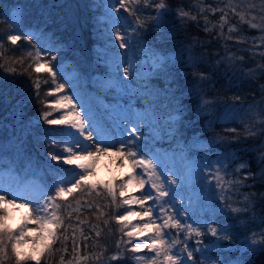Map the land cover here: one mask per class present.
<instances>
[{
    "label": "trees",
    "instance_id": "16d2710c",
    "mask_svg": "<svg viewBox=\"0 0 264 264\" xmlns=\"http://www.w3.org/2000/svg\"><path fill=\"white\" fill-rule=\"evenodd\" d=\"M238 1L241 0H164L169 10L159 22L151 19L155 8L143 4L132 6L139 8L135 15L124 9L117 15L122 29L134 26V32L162 58L136 92L123 93V99L131 98L134 106L163 113L172 109L177 114L167 133L136 141L143 149L139 155L147 157L157 148L167 156H175L178 164L200 156L205 159V169L193 184L199 192L195 201L178 191L177 202L171 195L165 198L170 201L167 204L146 202L157 224L163 223L159 211L163 204L170 215L181 214V223H190L205 233L185 240L183 232L178 235L177 229H164L166 240L182 242L173 249L182 256V264H264V30L246 23L242 12L250 9H242ZM256 2L263 4L264 0H255V6ZM104 3L105 0H0V172L12 169L21 174L25 165L33 166L40 161V155L46 157L43 136L47 122L43 113L48 109L47 93L53 85L47 71L35 73L29 69L32 59L27 54L31 51L34 55L37 45L50 46L57 74L62 70L66 75L76 71L90 94H104L99 92L96 77L105 80L115 76L96 63L97 49L99 54H106L96 33ZM178 10L188 15L181 17ZM12 12L19 14L18 27L23 33L15 45L7 40ZM136 16L145 21L143 28L138 27ZM23 35H30L31 43ZM18 59L23 60L22 65L13 62ZM37 78L38 93L34 85ZM16 132L22 136V145L9 140ZM7 140L17 153L7 152ZM241 164L246 167L237 170ZM59 165L51 162L49 171L41 175L47 179L59 177ZM217 175L224 178L223 187L217 183ZM59 203L64 225L41 264H61L62 256L64 264H134L133 244L113 218L121 214V208H116L103 190L76 189ZM229 205L247 211L233 213ZM200 208H204L203 213L198 211ZM207 226L216 227L218 236H211ZM221 228L226 231H219ZM225 235L230 239L219 238ZM64 236H68L67 241ZM73 236L79 256L88 259L74 258ZM197 240L202 243L197 244ZM183 243L193 251V261L186 259ZM197 248L204 249L203 255L195 251ZM147 251L151 257L155 255ZM97 255L99 260L95 259ZM113 256L118 258L113 260ZM3 264H15L11 253Z\"/></svg>",
    "mask_w": 264,
    "mask_h": 264
},
{
    "label": "rangeland",
    "instance_id": "374dc122",
    "mask_svg": "<svg viewBox=\"0 0 264 264\" xmlns=\"http://www.w3.org/2000/svg\"><path fill=\"white\" fill-rule=\"evenodd\" d=\"M242 1V3H241ZM238 1L239 6L243 9L246 7L250 9L248 12H242L243 18L249 26L256 25L253 28H259L264 30V3L256 2L255 0H241ZM110 0H105L103 5V13H101L98 29L96 33L101 38L104 47L106 48V54H99L97 49L96 51V63L104 66L108 72L115 74L111 79H99L97 86L99 87V92L106 95H96L90 94L87 88L84 86V82L80 80L77 76L76 71H71L67 75L62 70L58 74L56 73V81L53 83L51 80L53 95H49L45 106L48 107L46 112H50L48 116L49 120L61 119L62 117L68 122L66 124H48L44 129V146L47 150L46 157L42 155L40 161L36 162L33 166H27L22 168L21 174H16L12 169H7L3 172H0V188L4 190V193L9 196V198L15 196L19 193H26L27 190H36L44 198L47 199L49 195H55V188L57 186H63L61 182H66L73 177V173L67 171L70 168H76V165H67L63 161H53L51 159L54 154L67 155L63 152L65 146H69L72 142L68 141L66 138L70 136L72 128L70 127V117L74 116V113L71 111L72 105H75V111L78 112L81 117H85V123L92 135L103 141L104 144L115 145L119 147L120 142L127 141L131 139L129 133L134 126H138L141 133L140 137L136 141H141L150 136H157L161 132L167 133L173 126L177 114L172 111V109L166 110L163 112H157L156 109L149 108L147 106H134L131 103V98L123 99L122 94L126 92H136L135 89L143 83L147 78V75L157 68L162 60L158 52L153 51L144 41L143 37L139 33H135L134 26L130 27L128 30L120 28L122 33H127L128 47L119 48V42L115 41L113 24H118L117 15L110 16L108 11V5ZM156 16V14H155ZM20 16L16 12H12L10 15V33L16 35H22L19 26ZM98 48V47H97ZM43 49L41 52L42 62L51 61L52 67V57L50 46H40L37 45L34 48V55L37 50ZM102 61V62H101ZM128 68V75H124V69ZM41 71H46L42 69ZM133 74V77H131ZM97 76V75H96ZM52 78V77H51ZM59 84L64 85V89L60 92H56L55 89ZM49 90V91H50ZM131 95V93H128ZM62 97H71V104L68 100L62 99ZM126 97V96H125ZM60 101L59 108L56 105V101ZM49 134V135H47ZM9 140L12 141L11 144L18 143L23 144L22 136H18L16 132L14 135L9 136ZM55 141V143H53ZM58 142V143H56ZM9 144L8 140L6 141V150L8 153H14L17 151L14 147ZM39 152L42 153V150L38 148ZM15 153V154H16ZM38 154V153H37ZM111 154L117 163L113 166L115 169V174L113 176H96L94 171L91 170V173L87 177L88 185H95V187H90L92 189L103 190L105 195L111 201V197L108 195L107 190L104 188L105 184L116 185L121 182L122 179H127V174L131 171L128 162L122 161L115 152V148L111 152L104 153ZM104 154L97 155L103 156ZM152 155H155L160 161L161 167L165 170L166 176H173L178 178V183L173 186L176 190L175 195L172 196L173 200L177 202V197L180 196L178 191L184 192L187 198L191 197L192 201H195L198 190L193 187L195 178L199 174H202V171L205 169V159L201 156L195 159H190L178 164V161L175 156H167L163 153L161 149H152L149 151L147 158H151ZM54 163L59 165L58 171L60 173L59 177H51L49 179L43 177L41 174L43 172L49 171L50 164ZM77 164H79L77 162ZM30 167V168H29ZM183 168V169H182ZM76 171L80 169L76 168ZM201 172V173H200ZM135 183V182H134ZM70 187V185H69ZM131 187L125 189V197L127 195H136L139 196L140 192L133 191L131 192ZM138 187V185L136 186ZM74 189L73 191H75ZM69 194L65 193L58 198L64 200ZM30 201V200H29ZM33 201V200H31ZM190 201V200H189ZM28 200H17V203H26ZM34 202V201H33ZM182 202L179 203V207L182 209ZM7 209V219L4 221V224L10 231H19L18 226H23L24 224L28 225L26 231V238L28 243L24 244L22 251L26 255H36L38 258L39 253L42 249L41 243L33 241L32 238L40 235L36 229V225L32 223V214L29 212V207H16L13 208L9 205H3ZM145 207H148L145 204ZM122 210V211H121ZM133 211H140L138 205H132ZM201 213L204 212V208H200ZM125 208L120 209V213L123 214ZM14 214V215H13ZM16 214V215H15ZM131 224H143L148 222V217H136L132 216L129 218ZM201 222L206 223L205 217L201 216ZM31 229V231H29ZM131 227L127 228V231H131ZM152 232L145 231L140 233L139 237L133 238L131 243L132 247L137 243H142L143 240L147 239ZM147 247L141 246L139 252H135V255L132 258L134 264H149L151 259ZM142 257L143 259L137 260L136 257ZM35 263V261H32Z\"/></svg>",
    "mask_w": 264,
    "mask_h": 264
},
{
    "label": "snow or ice",
    "instance_id": "6c2138e0",
    "mask_svg": "<svg viewBox=\"0 0 264 264\" xmlns=\"http://www.w3.org/2000/svg\"><path fill=\"white\" fill-rule=\"evenodd\" d=\"M140 4H143L145 7L152 6L155 8L156 16L151 17V19L156 22H159L169 10L164 0H158V2H155V0H110L108 5L109 15H116V13H119L120 9H124V11L128 12L129 15H135L136 12L139 11V8L137 7L134 9L132 6H138ZM177 15L184 17L187 16L188 13L178 10ZM118 20L119 17L117 16V21ZM136 23L139 28H143L145 21L141 20L139 16H136ZM112 27L114 29L115 41L119 42V48L128 47V39L126 38L127 33H122L120 30L123 26L113 24ZM252 27H256V25H252ZM205 30L207 31L208 29ZM21 38V35L11 33L7 35V40L12 45H15ZM23 38L31 43L32 37L30 35H23ZM2 47L3 44H0V48ZM42 51L43 49L37 50L35 55H33L31 51L28 52V57L32 59V64H29V69H32L35 73H40L42 69L46 70L51 75L53 83H55L56 71L50 66V60L42 62ZM2 56L3 53L0 52V57ZM52 59L54 60L56 57L53 56ZM13 62L21 65L23 64L22 59L15 60ZM33 64L35 65L34 68ZM0 67H3V65H0ZM9 71H14V69L9 68ZM128 72L129 69L125 68L124 75L127 76ZM34 85L38 93L40 88V81L38 78L34 80ZM63 89L64 85L59 84L55 91L60 92ZM53 94L54 93L51 90L47 93V95ZM62 99L68 100L71 104V97H62ZM55 103L59 108L60 101L57 100ZM71 111L74 113V119L70 123V127L76 129V134H78V136L84 137L85 140L90 141L91 143L83 144L77 141L74 145L64 147L63 152L67 153V155L54 154L51 159L53 161L62 160L63 163L67 165H76V168L80 169V171H76V168L68 169L67 171L73 173L72 179L66 182H61L63 186H57L55 188V195H49L43 204L33 201L18 204L17 200L21 198L15 196L9 198V196L4 193V190L0 188V264H3L4 261L9 259V253H11V258L14 259L15 264H27L28 261H35V264H41L40 258L36 255H26L22 251L24 244L28 243L25 231V229L28 228V225L24 224L23 226H18V232L10 231L4 224V221L7 219V209H5L3 205H9L13 208L29 207V212L32 214V223L36 225L35 231L40 233V235H37L32 239L33 241L38 240L42 245L39 257L46 256L52 250L53 243L59 239V230L64 225V217L60 214L61 204L58 202V198L65 193L70 195L74 189L95 187V185L87 184V177L92 170L91 164H77V161L94 159L96 155L111 152L113 148H115L116 154L122 161L128 162L131 169V171L127 174V179H122L119 184L104 185L108 195L111 197L112 204L116 208H125V212L123 214L116 215L113 218L121 225L120 231L129 238V243L133 238L139 237L140 233L145 231L152 232V235L143 240L142 243L135 244L131 251L139 252L141 246L143 245L155 254L151 257L149 264H182V256L178 254V252L173 251L176 245L181 244L182 242L179 240H166V233L164 232V229L169 227L177 229L178 235L180 232H183L185 240L189 239L192 235L199 237L205 233L201 232L198 227H193L190 223H181L178 218L179 215H181L179 212H173L170 215L168 210L163 207V204L170 203V201L165 198L170 195H175L176 190L173 186L178 183V178L166 176L165 170L162 169L160 161L155 155H152L151 158L139 155L143 149H140L139 145L136 143V140H138L141 135L138 126H134L130 130L129 135L131 139L120 142L119 147H116L115 145L104 144L103 141L96 139L91 132H87L86 134V128L88 127L85 123L86 118L81 117V115L75 111V105H72ZM49 115L50 112L43 113V118L48 124L68 123L63 117L61 119L49 120ZM230 131H235V129H231ZM250 134L254 135L255 133L250 131ZM53 143H55V141H53ZM74 148L78 149V151H74ZM90 148H94V151H90ZM261 159L264 160V155L261 156ZM244 167H246V165L241 164L237 170ZM138 169L140 170L139 172H137ZM217 171H219V169ZM252 175L254 177V174ZM215 179L217 180L219 186L223 187L221 182L224 178L217 175L215 176ZM245 179H248V176H245ZM137 185L138 187H136ZM146 185L150 186V188L146 189ZM130 186H133L134 190L139 191L140 195L136 196L129 194L127 195V198H124L126 195L125 189ZM247 199L248 198L245 197L246 201ZM147 201L163 202L159 209L161 218L163 219L162 224H157L156 219L153 218V209L151 207H145ZM134 204L138 205L141 210L138 212L133 211L132 205ZM229 207L231 208V205H229ZM231 211L233 213H239L241 211H247V209L231 208ZM132 216L140 218L148 217V222L143 224H131L129 218ZM105 223H107V221H105ZM69 227H71V225H69ZM129 227H131L132 230L124 232V229ZM207 229L211 236H218V229L216 227L207 226ZM29 231H31V229H29ZM219 231L224 232L226 230L221 228ZM96 235L99 236L100 233L97 232ZM219 238L230 239L227 235ZM63 239L67 241L68 236H64ZM72 239L73 252L76 254L74 258L78 260L88 259V257L79 256L78 246L75 243V237L73 236ZM196 243L201 244L202 241L197 240ZM253 243H255V240H253ZM117 246H119V244ZM63 251L66 252L67 249L65 248ZM195 251H199L203 255L204 249L197 248ZM183 252L186 253V259L188 261L194 260L193 251L189 250L187 243H183ZM117 258V256H113L111 259L115 260ZM95 259L99 260L100 255H97ZM136 259L141 260L143 258L137 256ZM61 264H64L63 256L61 257ZM68 264H71V261H69ZM201 264H203V262H201Z\"/></svg>",
    "mask_w": 264,
    "mask_h": 264
},
{
    "label": "bare ground",
    "instance_id": "6f19581e",
    "mask_svg": "<svg viewBox=\"0 0 264 264\" xmlns=\"http://www.w3.org/2000/svg\"><path fill=\"white\" fill-rule=\"evenodd\" d=\"M74 116L70 117V123L73 121ZM87 132H90V128H86V134ZM68 141L72 142L74 145L77 141L83 144H89L90 141H87L84 139V137L78 136L76 134V129L72 128L70 136L66 138ZM90 151H94V148H90ZM74 151H78V149L74 148ZM104 154V153H101ZM100 155V154H98ZM97 156V155H96ZM95 156V157H96ZM79 164H91V169L94 171V174L96 176H113L115 174L114 165L117 163L115 158L111 154H104L103 156H99L97 158L91 159V160H80L77 161ZM134 187H131V192L133 191ZM18 200H33L34 202H39L40 204H43L46 198L44 196L40 195L38 191L36 190H27L26 193L22 192L17 194ZM14 215V214H13ZM16 215V214H15Z\"/></svg>",
    "mask_w": 264,
    "mask_h": 264
}]
</instances>
